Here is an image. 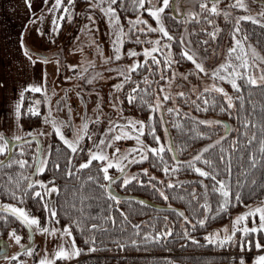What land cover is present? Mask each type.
Wrapping results in <instances>:
<instances>
[{
    "label": "snow or ice",
    "instance_id": "snow-or-ice-1",
    "mask_svg": "<svg viewBox=\"0 0 264 264\" xmlns=\"http://www.w3.org/2000/svg\"><path fill=\"white\" fill-rule=\"evenodd\" d=\"M264 4V0H259ZM29 9L33 8V0H25ZM127 0H91L86 4L87 9H99L100 14L107 20L110 29L112 55H104L103 50L95 38L93 29L98 31L96 25L97 16L93 11H85L87 23L80 26V32L88 36L87 43L95 49V53L105 64L119 61L122 57H135L131 63L123 66H115L108 69H95V58L89 60L83 55V45H76L72 48L73 52L82 54L80 63H65L61 66L60 53H52L55 59L45 51H36L26 43L25 33L21 32L18 43L23 51V55L33 66L41 63L39 80L26 83L18 94V99L14 103L13 113L16 119L17 129L25 136H30L31 140L22 139L20 134L8 136L0 130V154L4 158L0 159V174L6 181H0V193L6 195L11 201L0 200V212L4 215L0 219L4 221L5 227L9 222V215L19 220L27 228L28 243H22L21 234L17 228H8L7 236L9 240L0 242L3 251L0 256L7 264H27V261L20 260L22 253L33 258V264H56L57 261H76L82 253H92L97 251L98 236L107 235L109 240L114 241L117 250L125 249L128 245L139 246L140 244L159 243L161 241H173L179 238L183 241L181 247H186L189 242L194 245H215L219 247H233L238 251L230 260L229 264H249L245 253L249 249L259 250L251 259L250 264H264V196H260V202L252 205H244L245 188L248 189L249 197L255 195V190L259 185V191L264 193V103L259 105L251 100L253 88L264 90V54H261L255 46L248 41L247 34L241 38L240 21H254L255 24L264 26V8L256 15L246 14L237 16L235 27L230 30L231 46L227 47L225 58L215 63L214 67H208L209 40L201 37L197 40V45L202 47H192V35L197 34L196 29L188 32V22L204 20L208 25H213L211 31L203 28L200 31L206 33L211 40H217L221 31L218 24L204 12L209 14L223 13L225 21L230 19V12L220 7V0H198L199 11L195 7L185 8L181 0H131L132 11L135 16L125 17L128 31H125V23L121 21V12L118 9L127 11ZM255 3V0H253ZM244 9L247 11L248 4L245 0H231L228 7ZM147 13L154 18L155 24L150 23L142 13ZM50 16L51 29L46 32L43 27L45 14ZM75 12V0H42L40 14L31 12V18L24 26L28 30V25L35 27L36 33L42 38L47 36L50 43H55L56 37L62 29L63 22L73 21ZM165 17L170 21H177L183 17L185 30L179 35H174L165 23ZM142 27H138L141 26ZM142 33L145 39L141 40L136 33ZM160 33L159 36L152 38L149 33ZM79 40V36L76 37ZM135 41L139 44H151V47H142L137 50L135 47L127 48L124 46L126 41ZM173 41L179 47L178 58L173 59ZM163 55V59L157 56ZM213 55L217 54V49H212ZM142 54L143 60H140ZM235 57V60L233 59ZM190 62L193 66L187 72H177L181 63ZM54 63V71L57 76L66 67L73 71V75L63 76L68 81L72 79L84 81L85 86L90 87V93L96 91L91 87L97 79L103 78L104 71H113L124 80L113 84V89H122L125 84L131 83L127 91V100L133 107H146L149 114L145 119H136L128 116L121 119L106 117L108 126L104 131L94 133L89 125L101 121L102 113L99 109L102 102L97 92V102L94 108L95 116L88 114L87 105L84 101L83 91H76L75 95L84 104V112L80 115V122L77 125L73 119V107L68 100L70 88H65L64 95L56 100V107L51 104L52 97L56 95V89L49 92L48 80L50 73L47 65ZM175 66V67H174ZM142 68H147V73L139 79L133 80L134 72H141ZM93 69V71H89ZM164 69L171 72L167 75ZM259 75H256V71ZM194 73L199 81L205 77L211 83H205L202 88L192 85L188 91L171 92L172 82L177 75L183 81L188 80L190 74ZM203 74V75H201ZM160 76L161 80L168 81L167 85L159 84L160 91L149 93L148 88H141V80L144 85L159 83L150 79V76ZM227 81L231 87L239 93L233 96L221 83ZM239 81V82H238ZM3 81H0V86ZM77 87H80L77 85ZM182 87V85H177ZM244 88L248 94L244 95ZM43 93V100L31 96L27 97L29 103L27 111H23L25 94ZM190 93H194L196 99H192ZM213 94H221L222 100L218 101ZM147 95H155L156 102L152 103L145 99ZM163 95V100H161ZM111 97V93H109ZM182 98L185 103H190L197 111L203 109L207 112L209 107L217 109L221 113H226L228 117H234L237 121L235 126L223 119L207 118L201 119L199 116L192 115L191 108L184 112V116L191 121V128H184L182 122L177 118L176 122L169 125L164 118V111L176 113L179 117V104L175 107H164V101ZM119 97L110 104V107L117 110V115L123 113L125 109L121 106L122 101L117 103ZM46 104L47 111L41 112V103ZM138 102V103H137ZM238 102V105H237ZM67 108V119L53 116L54 111ZM257 110L259 114H257ZM159 112V115H157ZM23 115L42 116L44 126H49L48 131L44 127L25 132L20 118ZM131 126L130 128L128 126ZM204 125L206 131H200L198 126ZM158 126L163 127V135L158 133ZM220 126H223V134H218L212 139L213 133H219ZM170 127L183 129L188 132L196 129V136L206 138L209 142L202 144L186 160H180L179 154L183 152L188 144L181 142L176 144L173 140ZM71 128L72 135H66V130ZM234 132L235 135H230ZM58 137V141L53 147L50 140L51 136ZM151 136V142L143 137ZM49 138L45 143L40 137ZM133 138L135 144L125 148L123 151L117 146V142ZM85 138L91 143H84ZM35 141V150L31 152V160L26 159V150L32 147ZM227 142V146H226ZM63 149V155L61 151ZM111 149V152L108 150ZM171 153V157H167ZM79 158V162L77 159ZM137 162H149L151 167L159 168L164 176L179 174L181 169L187 172L198 174L196 180H173L156 176L155 172H150L148 167L139 168L134 174H128L127 167H131ZM95 163V174H89L81 179L80 173L93 166ZM203 165V166H202ZM14 166L15 174L11 171ZM51 166L53 173H63L67 180L75 178L79 183L72 185L70 203L66 197L62 203H58L62 188L66 193L69 185L57 183V175L53 174L49 179L36 178L43 174ZM27 168L33 169L31 173ZM9 169V171H4ZM115 169L117 174H110V170ZM235 169V175L234 173ZM144 177H148L145 179ZM209 181L206 183L205 181ZM153 181H156L155 183ZM92 183V188L86 190L88 183ZM142 187H150L154 195L162 198L165 207L160 209L153 217L135 223L132 220L134 204L138 201L141 206L149 204L147 199H140L135 196H124L116 190L114 185L120 189L127 190L132 184ZM198 184L202 189L198 192L197 187L185 195L183 185ZM173 190V191H169ZM213 197L215 200L213 201ZM31 200L32 206H38V210L44 215L33 214L31 207H27L26 202ZM172 200L187 201L188 210L177 207ZM122 202L127 204V209L121 206ZM195 206L193 207V203ZM234 205H244V210L235 215L229 214L228 223L219 224L216 227H209L210 222L216 221L223 214L228 213ZM97 209L93 211V209ZM170 210L174 215H160L161 212ZM61 219H66L67 223L60 225ZM146 224L148 229L142 228ZM131 229V231H129ZM34 232H39L45 236V244L42 247L43 254L37 252V244L33 237ZM77 233L82 244L77 243ZM55 237L51 249L47 247L48 237ZM198 236L200 238H198ZM11 244L18 245V250L12 255L5 254ZM101 247H107L101 243ZM38 257V258H37ZM170 264H177L171 260Z\"/></svg>",
    "mask_w": 264,
    "mask_h": 264
},
{
    "label": "trees",
    "instance_id": "trees-1",
    "mask_svg": "<svg viewBox=\"0 0 264 264\" xmlns=\"http://www.w3.org/2000/svg\"><path fill=\"white\" fill-rule=\"evenodd\" d=\"M227 1V0H224ZM259 1V0H258ZM52 0H49V3H51ZM66 2V0H65ZM91 2V0H75V9L76 8H81V7H86V4ZM127 11H124L122 9H118V11L121 12V21L125 23V30H127V23L125 17L127 16H135V12L132 11V5H131V0H127L126 3ZM99 12V9H96ZM101 15V14H100ZM146 19H151L149 14L142 13ZM202 15H208L209 19H213L216 24L219 25L221 31L218 35L217 40H211L206 33L201 32L200 30L203 28H208L209 31L213 29V25H208L206 21L200 20V21H189L188 22V32H191L192 29L197 30V34L192 35L191 39L193 41L192 47H202V45H197V40H199L201 37L204 39L209 40V51L208 53H212V49L215 48L218 50L222 46V50H225L224 55L226 54V49L227 47L231 46V38L229 36L230 30H232L235 27V24L231 22L229 19L228 21H225L223 18V14H209L208 12L202 13ZM102 16V15H101ZM102 18L107 22V20L102 16ZM66 21V20H65ZM64 21V22H65ZM234 21V20H233ZM165 23L169 27V30L174 34V35H179L180 33L183 32L185 29L184 26V21L183 17H181L180 20H177L175 22L168 20L167 17H165ZM108 24V23H107ZM139 27V26H138ZM240 27H241V33H239L240 37L242 38L244 34H247L248 36V41L246 43H251L253 46L257 48V50L261 53L264 54V26L255 24L254 21H245L241 20L240 21ZM62 30V29H61ZM138 33V32H137ZM139 35H143L142 33H138ZM137 34V35H138ZM153 37L156 35H160V33H150ZM145 39V37H142L141 40ZM126 45L132 44L136 48H140L143 45L148 46L151 44H139L136 43L134 40L133 41H126ZM180 49L176 45L175 41H173V59L178 58V53ZM157 56H159L161 59H163V55L161 53H157ZM132 58V57H131ZM142 58V56H140ZM235 60V57H233ZM175 67V66H174ZM193 66L191 65L190 62L188 63H181L178 68L177 72H187L190 68ZM165 73L169 76H171V72L168 69H164ZM256 74H257V70ZM147 73V68H142L141 72L136 73L134 72L132 74V79L137 80L139 79L143 74ZM202 75V74H201ZM150 79H153L154 81H158L159 83H152L151 85H144L143 81L141 80V88L147 87L149 93H157L160 91L159 89V84H164L167 85L168 81H164L160 79L159 75H156L154 77L150 76ZM124 80V77H123ZM188 80L191 82L190 84L186 81H183V78L177 75L176 79L172 82V87H171V92L176 93L181 90L183 91H188L189 88L192 85L198 84L199 80L195 76L194 73L190 74L188 77ZM239 82V81H238ZM223 86L227 89V91L232 94L233 96L238 95L239 93L237 90L233 89L231 85L227 81H222L221 82ZM177 85H182V87H177ZM130 87H134L133 84L128 83L125 84V86L119 90V98L120 102L122 101V107L125 109L124 113L130 114L131 116L135 117L136 119H145L148 114L149 110L144 107L141 109L140 107H133L132 105L129 104L127 100V91ZM176 88L178 91L173 89ZM248 89L244 88V95L247 96L248 94ZM253 95L251 96V100L255 101L258 105L260 103H264V90L260 88H253L252 89ZM34 93L32 92H27L25 94V101L23 105V111H27V102L28 99L27 97L33 96ZM192 99H196L194 93H190ZM214 98L218 101V103L222 100L221 94H213ZM161 100H163V95H161ZM145 99L149 100L152 103L156 102V97L155 95H147L145 96ZM138 103V102H137ZM176 104H179L180 108L182 111L179 113V117H177L176 113H168L167 111H164L163 115L165 120L169 122V125H172L176 122L177 118L182 122L184 128H191V121L189 118L184 116V112L188 111L190 108L192 110V115L199 116L201 119H207V118H214V119H223L227 121L229 124L235 126L237 124V121L235 120L234 117H228L226 113H221L217 109H213L212 107H209V110L207 112L201 110L197 111L190 103H185L182 98L177 97L175 100H167L164 101V107H175ZM238 105V102H237ZM42 112V111H41ZM257 114H259V111L257 110ZM157 115H159V112H157ZM20 123L23 125L24 128H31L35 126H40L43 123V118L42 116H29V115H23L20 118ZM200 131H206V127L204 125H199L198 126ZM173 140L176 144H180L181 142L187 143L188 147L179 154V159L180 160H186L189 158L190 155H194L195 152L198 150L202 144L209 142L206 138H201L196 136V129H192L191 131L185 132L183 129H177L175 127H170L169 128ZM158 133L163 135V127L158 126ZM220 134H223V126H220V131L219 133H213L212 139H215L216 136ZM230 135H235L234 132H231ZM145 140L148 142H151L152 138L149 135H145L143 137ZM24 139L31 140L30 136L25 137ZM41 139V138H40ZM53 147L55 148V145L58 141V137L55 135H52L50 138ZM227 146V142H226ZM35 150V141H32V147L28 148L26 150V159L31 160V152ZM61 155H63V149L61 151ZM167 157H171V153H167ZM4 158V154H0V159ZM77 162H79V158L77 159ZM148 167L150 172H155L156 176H160L164 178L165 180L167 179H173V180H196L198 179V174L191 173L184 171L181 169L179 174H172L171 176H164L163 172L157 168V167H151L149 162H137L136 164L132 165V167ZM203 166V165H202ZM18 166H14L11 171L13 174H15L16 168ZM95 163L93 164L92 167L83 170L80 173L81 179L86 177L89 174H95ZM33 169L27 168L26 171L28 173H31ZM4 171H9V169H4ZM57 175V183L60 185L68 184L69 188L68 191L65 193L63 188L61 192V196L58 199V203H62L65 198H68V201L70 203V197H71V191H72V185H77L79 181H77L75 178H72L71 180H67L64 178L63 173H53L51 170V166L46 170L45 173L39 174L38 177L43 178V179H49L51 175ZM110 174L115 175L117 174V171L115 169L110 170ZM235 175V169L234 173ZM147 179L148 177H144ZM0 181H6V178L0 174ZM154 183L156 181H153ZM206 183H209V181H205ZM197 187L198 192H201L202 189L198 184L196 185H183L182 187L185 190V195L187 192L191 190V187ZM211 186V185H210ZM116 190L120 192L124 196H135L138 198H144L152 203L158 205H146V206H141L138 204V201L134 204V211L132 212V220L135 223H140L141 221H144L148 219V217H153L157 214V212L165 207V202L162 200V198H159L158 196L154 195L152 189L150 187H142L137 184H132L130 188L127 190L125 189H120L118 185H114ZM88 188H92V183L89 182L88 185L86 186V190ZM173 191V190H169ZM255 195L252 197H249L248 194V189L245 188V199H244V205L258 202L260 196H264V193H261L259 191V185L257 186V189L255 190ZM0 200H7L9 202H13L10 200V198L6 195H3L0 193ZM215 200V197H213V201ZM171 203H173L177 207H182L185 208V210H188V205L187 201H180V200H172ZM244 205H234L232 208L229 209L228 213L223 214L220 218H218L214 222L209 223V227H215L219 224H222L226 221L229 220V214L234 215L237 212H240L241 210L244 209ZM27 207H31V210L34 214L42 215L43 213L38 210V206L33 207L32 206V201L29 200L26 202ZM122 207L127 209V204L122 202L121 204ZM195 206V202L193 203V207ZM97 209H93V211H96ZM4 215V213L0 212V216ZM160 215H174L171 214L170 210H166L164 212H161ZM15 219L11 216H9V222L7 227L4 225V221L0 219V234L5 235L7 233L8 228L14 227V221ZM67 223L66 219H61L60 224ZM142 228L147 230L148 226L146 224L142 225ZM131 231V229H129ZM198 238H200L198 236ZM264 242V241H262ZM77 243L82 244V241L79 237V234L77 233ZM101 243L104 245H107V247H101ZM183 244V241L180 240L179 238H175V242L169 240L167 242L161 241L159 243H147V244H140L139 246H132L128 245L125 249L117 250L115 247V243L112 240H109L107 238V235L103 236H98V243H97V251L92 252V253H82L79 258H77L80 262L84 264H170L171 260H175L177 264H229L230 260L232 257H234L238 251V249L233 246L231 248L229 247H219V246H209V245H194L191 242L186 247H181L180 245ZM257 252L259 250L256 249H249L245 253L246 259L250 260L253 256V252ZM56 264H67L66 261H57Z\"/></svg>",
    "mask_w": 264,
    "mask_h": 264
},
{
    "label": "rangeland",
    "instance_id": "rangeland-1",
    "mask_svg": "<svg viewBox=\"0 0 264 264\" xmlns=\"http://www.w3.org/2000/svg\"><path fill=\"white\" fill-rule=\"evenodd\" d=\"M153 2L155 3L156 0H153ZM208 2H209V4H211L212 0H208ZM245 2L248 4L247 11H245L244 9H238V8L234 7V5L232 7H228V5L231 3V0H227V1L220 0V7L225 8V10H228L230 12V20H231V22H233V24H234V21H235L237 16H242V15H246V14L256 15L262 8H264V4H261L258 0H255V3H253V0H245ZM181 3L185 5V8L195 7V10L199 11L198 0H181ZM85 11H93L94 15L97 16L95 23L98 26V31L95 29H93L92 31L94 32L97 43L100 44L104 55H112V48H111L112 36L110 34V29L108 27L107 22L102 18V16L98 13V11L96 9L95 10L87 9L86 7L76 8L75 9L76 15L74 16L73 21H67L66 20L65 22H63L62 30L59 32L58 36L56 37V41L54 44L50 43L48 41L47 36L42 38L41 36H39L36 33L35 27H39L40 26L39 23L37 25H35L34 28L31 27V24H29L27 31L24 29L23 32L25 33L26 43L33 50L45 51L47 54L50 55V58L52 60H54L55 57L51 56V54L59 51L62 67L65 63H80L82 54L80 52H73L72 51V48L74 46L80 45V44L83 45V55L85 56L86 59L91 60V59L95 58V69L94 70L108 69V68L112 67L113 65L123 66L125 64L131 63L133 59H136L135 57L131 58V57L125 56V57H122L119 61H113L111 64L103 63L102 60L100 59L99 55H97L95 53V49L87 43L88 36H86L84 33L80 32V26L85 25L87 23V16L84 15ZM36 14L39 15L40 11L36 12ZM219 14L222 15L223 13H219ZM257 18L258 19H264V17H259V16ZM149 22L155 24L154 18L149 19ZM43 27L45 28L46 32H50V29H51L50 16L47 13L45 14V21H44ZM139 27H142V25ZM184 30H183V32H184ZM125 31H128V29ZM137 34L138 33H136L135 35H137ZM149 35H150V33H149ZM77 36H79V40L76 39ZM138 36H140V39H142V37H145L144 34L143 35L138 34ZM150 36L152 38H155L159 35H157V36L155 35L154 37L152 35H150ZM238 36H240V35L238 34ZM129 47H134V45H132V44L126 45L125 44V46H124L125 52L127 51V48H129ZM142 47H145V46L143 45ZM142 47H140V48H142ZM147 47H151V45H148ZM140 48H136V49L139 50ZM21 52L23 53L22 49H21ZM222 52H225V50H222V46H221L220 48H218L216 55H213V53H207V55H208V60L206 61L207 66L208 67H214L215 63L222 61L225 58V55ZM141 56H142V54H141ZM3 57L4 56L2 55V58L0 60V70H1L2 75L4 72L3 69L6 68L5 59ZM138 58L140 60H143V56H142V58H140V57H138ZM47 68H48V71L50 73L49 80H48L49 92L51 93L53 88H55L57 90L56 95L53 96L52 100H51L52 107L55 108L56 107V100L61 98L64 95L63 90L65 88H70L71 91L68 92V100L63 101V103L64 104H67L68 102L71 103V105L73 107V119L75 120L77 125L80 122V115L78 113L82 114L84 112V104H82L80 101V98L75 95V92L80 91L81 88L84 89V91H83L84 101L87 105L88 114L91 116H95V114H96V112L94 111V108H95V105H96V102L98 99L96 93L99 92V94H100L99 99L102 102V106L99 109V111L102 113L101 121L99 123L89 125L90 129L94 133H97V135L99 133L103 132L104 128L108 126V121H107L106 117H112L114 119H121L122 117L131 116L130 114H126L124 112L117 115V110L110 107V104L113 101H115L117 97L120 96L119 95L120 89H113L111 86L113 84L119 82L120 80H123V76L118 77L115 74V72H113V71H104L103 72V78L97 79L95 81V83L91 86V87H94L96 89V91H92L91 94H89L90 93V87L85 86L84 81L77 80V79H72V80L66 81L63 79V76H65V75H68V76L73 75V71H75V70H70V69H67L66 67H64L60 76H57L55 71H54V68H55L54 63H49L47 65ZM89 71L91 72V71H93V69H89ZM19 73L21 75H23L22 71H20ZM256 75H259L258 70H257ZM19 77H20V75H19ZM205 83H211V80L208 77H205V79L203 81H199L198 84H196V85H198L199 88H202ZM77 85H79L80 87H77ZM173 89L178 91V89H176L174 87H173ZM109 93H111V97L109 96ZM32 98H33V100H35L36 98H39L42 101L43 100V93H34ZM28 103H29V101L27 102V105H28ZM117 103H120V98L117 101ZM40 107H41L42 113L47 111L48 106L46 104H44L43 102L41 103ZM52 115L56 116L58 119L59 118L67 119V108L64 107L60 111H54ZM121 122L125 123V121L123 119H121ZM35 127H36V129H38L40 127H44L45 131H48V129H49V126H44V123H42L38 127L37 126H35ZM128 127L130 128L131 126L129 125ZM66 135L71 137V135H72L71 128H68L66 130ZM40 138L45 143H47L49 140V138L43 137V136H41ZM84 143L90 144L91 142L88 141L87 138H85ZM135 143H136L135 140L130 137L127 140H121V141L117 142V146L120 147L121 150L123 151L125 148L132 146ZM108 151L111 152V149H109ZM143 167L144 166L132 167V168L127 167L126 171L128 172V174H134L138 171L139 168H143ZM36 178H40V177H36ZM259 202L260 201L250 203V204L255 205ZM243 210H241V211H243ZM237 213H235V214H237ZM36 215H38V214H36ZM44 215L45 214L41 215L42 219L44 218ZM228 221H226L224 223H228ZM56 226L60 227V226H62V224L56 225ZM3 237L5 238V240H9L7 233ZM21 237H22V240H21L22 243H28L26 236L23 237L22 233H21ZM33 239H34L35 243L37 244V252H39V254L42 255L43 251H42L41 246H43L45 244V236L39 232H34ZM55 242H56L55 237L49 236L47 247L49 249H51L53 246V243H55ZM18 247L19 246L16 244H11V246L7 249V252L5 254L12 255L13 252L18 250ZM257 252L256 251L253 252L252 256L254 257L257 254ZM19 259L27 261V264H33V258L25 255L24 253L21 254ZM251 259L249 260V264L251 262ZM0 264H7V262L3 259V257H0ZM67 264H76V261L74 260L72 262H67ZM79 264H84V263L79 261Z\"/></svg>",
    "mask_w": 264,
    "mask_h": 264
},
{
    "label": "crops",
    "instance_id": "crops-1",
    "mask_svg": "<svg viewBox=\"0 0 264 264\" xmlns=\"http://www.w3.org/2000/svg\"><path fill=\"white\" fill-rule=\"evenodd\" d=\"M41 4L42 0H33V8L29 9L25 0H0V60L3 55L6 65L3 75L0 70V81H3L0 86V130L8 136L20 134L22 138L27 137L16 127L13 107L26 83L39 80L44 65L39 62L31 65L21 52L18 40L31 18V12H39ZM33 129L36 127L24 128V131Z\"/></svg>",
    "mask_w": 264,
    "mask_h": 264
},
{
    "label": "flooded vegetation",
    "instance_id": "flooded-vegetation-1",
    "mask_svg": "<svg viewBox=\"0 0 264 264\" xmlns=\"http://www.w3.org/2000/svg\"><path fill=\"white\" fill-rule=\"evenodd\" d=\"M9 216H11V214H8ZM12 217V216H11ZM14 218V217H13ZM15 219V218H14ZM14 221V220H13ZM14 227L15 228H17V230H18V232L21 234L22 233V235H23V237L24 236H26V238H27V235H28V231H27V229H26V227H24L20 222H19V220H17V219H15V221H14ZM0 239L1 240H5V238L3 237V235H1L0 234ZM0 251H3V250H1V247H0ZM0 257H2V256H0Z\"/></svg>",
    "mask_w": 264,
    "mask_h": 264
},
{
    "label": "water",
    "instance_id": "water-1",
    "mask_svg": "<svg viewBox=\"0 0 264 264\" xmlns=\"http://www.w3.org/2000/svg\"><path fill=\"white\" fill-rule=\"evenodd\" d=\"M22 139H24V138H22ZM140 199H144V198H140ZM149 201V200H148ZM149 204L150 205H154V206H158V205H156V204H154V203H152L151 201H149ZM27 229V228H26ZM28 231V230H27ZM3 240H1L0 239V242H2ZM1 247V250H3V248H2V246H0Z\"/></svg>",
    "mask_w": 264,
    "mask_h": 264
}]
</instances>
